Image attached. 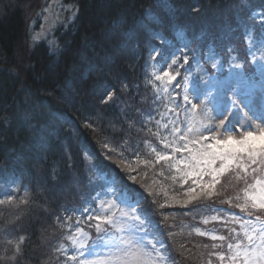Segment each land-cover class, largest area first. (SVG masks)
<instances>
[{
  "label": "trees",
  "instance_id": "obj_1",
  "mask_svg": "<svg viewBox=\"0 0 264 264\" xmlns=\"http://www.w3.org/2000/svg\"><path fill=\"white\" fill-rule=\"evenodd\" d=\"M27 1L9 0L0 17V264H67L73 231L107 199L135 206L167 250L172 242L189 258L198 248L187 261L175 252L173 264H228L227 238L212 239L197 219L257 214L235 205L261 174L230 169L216 195L184 205L195 185L182 179L191 111L183 97L202 103L204 117L221 88L229 96L259 80L264 0H61V23L34 43L18 10ZM168 64L171 84L155 78ZM184 229L201 241L180 239Z\"/></svg>",
  "mask_w": 264,
  "mask_h": 264
},
{
  "label": "snow or ice",
  "instance_id": "obj_2",
  "mask_svg": "<svg viewBox=\"0 0 264 264\" xmlns=\"http://www.w3.org/2000/svg\"><path fill=\"white\" fill-rule=\"evenodd\" d=\"M184 63H187L186 57ZM172 64H176V60L173 59ZM155 78L167 84L176 80V76L171 75L168 71H163L162 75H156ZM237 95V93H233L232 96H228V89L226 88H221L219 91L215 98L216 116L220 118L219 123L215 125V128L202 125V127L214 132L211 137L203 136L200 128L189 129L195 137L192 143L199 140L208 142L195 148L185 145L189 159L184 162V169L187 171H183L182 179L185 184L191 180L195 187H190L185 193L189 199L183 201L184 205L200 196L211 197L216 195L215 187L219 183V178L230 169L239 170L244 175L249 174L250 170L253 174H261L259 179L253 177L258 191L252 195L245 192L244 202L237 203L235 207H238L241 212H247L248 215L252 214L249 209L264 211V96L261 97L258 112L257 105L254 104L250 93L244 94L239 99L236 98ZM108 99L110 100L111 96ZM183 99L186 104L191 105L193 110L197 109V105L193 104L187 95ZM257 120L260 122H250ZM217 129L223 131L217 133ZM167 146L165 145V147ZM174 150L181 151L180 148ZM171 159L172 157L167 155L160 156L157 162ZM176 170L177 172L182 171L179 166ZM204 177H210V180L204 182ZM130 178L135 180V177ZM175 179L176 177H173V180ZM163 206L161 205V207ZM112 207L111 204L108 205L109 209ZM91 218L92 216H89V219ZM95 219L98 221L96 224L98 232L103 231L101 223L112 227L119 225L116 227V231L120 232L121 235L116 237L105 249L109 264H155L152 253L147 249L143 237L139 236L137 222L141 218L137 215L135 206H131V210L128 212L122 211L120 218H115L113 212L112 215L104 219H101L100 216H96ZM256 221L253 223L248 220L241 225L242 227L247 226L244 234L249 243L243 248L240 244L235 245L236 251L232 252L229 257L230 264H237L238 261L240 264H264V220L257 217ZM250 233H256V235L253 236ZM203 234L201 233V235ZM212 239L224 240L225 238L213 236ZM152 247L155 249V245ZM79 248L84 249L85 244L81 242ZM228 248L231 251L233 245L229 244ZM79 254L85 258L81 264H85V261L87 264H96V261L89 259L84 251H80ZM219 259L224 261L225 257L220 255Z\"/></svg>",
  "mask_w": 264,
  "mask_h": 264
},
{
  "label": "rangeland",
  "instance_id": "obj_3",
  "mask_svg": "<svg viewBox=\"0 0 264 264\" xmlns=\"http://www.w3.org/2000/svg\"><path fill=\"white\" fill-rule=\"evenodd\" d=\"M0 17L3 16L4 11L8 8H11L14 6L13 4H10L9 0H3L2 3H0ZM18 10L21 12L24 21H25V27H26V36L29 40V42H40L48 40L51 37L52 31L59 26V24L62 21L63 17V9L61 6V0H30L25 3H22L20 6H18ZM165 71H168L171 75H173L172 70L170 69V65L168 64L165 68ZM163 74V73H162ZM229 96H232L233 93H237L236 98H240L246 93H250L253 98V102L255 105H257V111L259 112V103L261 100V97L264 96V72L260 75L259 80L256 83L253 84H245V85H235L232 87V90ZM189 99L192 101L193 104L197 105V109L193 110L191 107V111L189 112L187 118H186V124L187 128L183 131L182 137L186 141V145H189L190 147L195 148L199 147L201 144H203V140H199L196 143H192V141L195 140V137L189 129H194V121L195 119H201L203 122V125H207L208 128H215V125L219 123V117L216 116V104L207 106L208 112L205 114L204 117H198V114L201 108L202 110V103L198 104L196 103L191 96H188ZM210 109V110H209ZM247 111V109H245ZM201 114H203L201 112ZM251 115V114H249ZM252 123H259L260 121H250ZM201 129V132H203L206 128L202 127L200 125L199 127ZM217 133L222 132V129H217ZM214 134V132L209 131L207 129V132L205 134H202L203 136H209L211 137ZM219 138V137H218ZM208 141H204V143H207ZM186 161V160H185ZM184 160L181 159V162L184 163ZM248 179L245 178V180L242 182V184H247ZM255 182V180H253ZM245 191L248 192L251 187H244ZM255 191L252 194H256L258 189L255 185ZM251 195V194H250ZM100 199V198H99ZM111 204L113 207L111 209L108 208V205ZM98 212L95 214H90L92 216L91 219L85 218L80 222V226L76 228L75 233L77 235L73 236V246H72V256L66 257L67 264H81V261L85 258L81 256L79 253L80 251H84L85 254L88 256L89 259H93L96 261V264H109V261L106 258L105 249L106 247L118 236L121 235L120 232L116 231V227H119L117 225L116 227H112L106 224L101 223V229L103 231L98 232L96 229V224L98 221L95 219L96 216H100L101 219L106 218L107 216L112 215V213H115V218H120V214L122 211L128 212L131 210V204H129L127 207H121L119 204L113 203L111 200H105V201H99L98 202ZM131 205V206H130ZM213 212L203 215L197 219V226L203 225L205 227V230L210 231L208 233L209 237L218 236L219 234L225 236L227 239H225V242H223L222 245L227 246V257H230V252L236 251L235 245L240 244L243 248L244 245H247L249 243L247 236H245V231L247 230V226L242 227L241 225L248 220H251L253 223H256V218L260 217L261 220H264V211L257 210V214L251 215V216H237V217H227V214L224 215L222 212H216L215 210H211ZM215 212V213H214ZM175 218L172 217L169 219L170 221V227L173 223H175ZM138 228H139V236L143 237L145 241V245L147 249L152 253L153 260L155 261V264H173L170 261L171 255H175V252L179 254V257L182 261H187L190 258H194L198 248L191 247L192 249L191 253L192 255L188 258L187 254L180 255L179 249H176V251H171L172 248V242L168 243V250L167 248L162 245L158 240L155 242L151 237H149V231H148V224L138 221ZM182 227L184 228V224H182ZM160 226H154L155 231L160 230ZM79 230V231H78ZM214 231V234L213 232ZM203 233V232H202ZM251 235L255 236L256 233H250ZM201 235V234H200ZM204 235V234H203ZM183 237H186L187 241L190 243L192 242H200L201 239L198 240L197 237H190L188 235V232L184 229V232L180 234V239H184ZM199 237V236H198ZM162 239L164 242H168V239L164 236H162ZM151 241V243H149ZM227 241V242H226ZM83 242L85 244L84 249H80L79 245ZM226 243V244H225ZM232 244L233 249L230 251L228 248V245ZM152 245H155V249H153ZM174 246V245H173ZM206 248L205 251L210 254L215 250V248L210 247L208 245H205ZM223 247V246H222ZM189 249V248H188ZM164 250H167V253H165ZM171 253V254H170ZM170 254V255H169ZM196 258V257H195ZM169 259V262L167 260ZM228 264H230L229 258H228ZM85 264H87V261H85ZM227 264V263H224ZM237 264H240L238 261Z\"/></svg>",
  "mask_w": 264,
  "mask_h": 264
}]
</instances>
